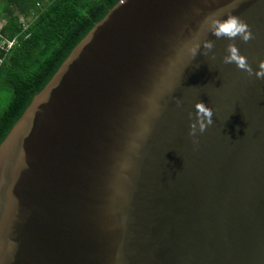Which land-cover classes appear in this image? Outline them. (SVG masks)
Listing matches in <instances>:
<instances>
[{
    "label": "water",
    "instance_id": "obj_1",
    "mask_svg": "<svg viewBox=\"0 0 264 264\" xmlns=\"http://www.w3.org/2000/svg\"><path fill=\"white\" fill-rule=\"evenodd\" d=\"M261 60L264 0H119L0 143V264H264Z\"/></svg>",
    "mask_w": 264,
    "mask_h": 264
},
{
    "label": "trees",
    "instance_id": "obj_2",
    "mask_svg": "<svg viewBox=\"0 0 264 264\" xmlns=\"http://www.w3.org/2000/svg\"><path fill=\"white\" fill-rule=\"evenodd\" d=\"M119 0H0V143L74 46Z\"/></svg>",
    "mask_w": 264,
    "mask_h": 264
},
{
    "label": "clouds",
    "instance_id": "obj_3",
    "mask_svg": "<svg viewBox=\"0 0 264 264\" xmlns=\"http://www.w3.org/2000/svg\"><path fill=\"white\" fill-rule=\"evenodd\" d=\"M211 29L214 35L219 37H226L228 39H235L239 37L243 42H247L252 38V33L249 26L238 16L231 13L224 16L222 19H214L211 24ZM211 41L206 42L205 47L212 48ZM198 47V46H197ZM192 54L195 55L196 48L191 49ZM228 55L224 58L226 64L234 63L237 68L248 71L251 75L252 72L248 70L246 60L240 56L239 51L235 47L228 49ZM261 71L256 72L257 78H264V60H261L259 65ZM194 109L197 113V120L190 122L189 135L194 136L199 130L203 132L207 125L212 124L213 112L202 101H198L194 104Z\"/></svg>",
    "mask_w": 264,
    "mask_h": 264
},
{
    "label": "built area",
    "instance_id": "obj_4",
    "mask_svg": "<svg viewBox=\"0 0 264 264\" xmlns=\"http://www.w3.org/2000/svg\"><path fill=\"white\" fill-rule=\"evenodd\" d=\"M4 25V22H2L0 20V30L2 28V26ZM1 42H3V44H1ZM0 42V46L2 49H5L6 51H9V49L12 47L13 45V41H9V40H6V39H2ZM3 62V58L0 56V64Z\"/></svg>",
    "mask_w": 264,
    "mask_h": 264
},
{
    "label": "rangeland",
    "instance_id": "obj_5",
    "mask_svg": "<svg viewBox=\"0 0 264 264\" xmlns=\"http://www.w3.org/2000/svg\"><path fill=\"white\" fill-rule=\"evenodd\" d=\"M1 21L5 23V20H4V19H1ZM1 44H3V42H1ZM5 94H6V93L0 89V110H1V109L5 106V104H6V98H7V96H5Z\"/></svg>",
    "mask_w": 264,
    "mask_h": 264
}]
</instances>
